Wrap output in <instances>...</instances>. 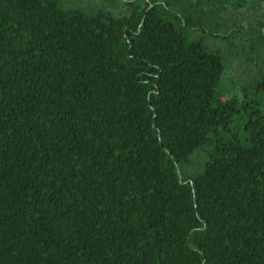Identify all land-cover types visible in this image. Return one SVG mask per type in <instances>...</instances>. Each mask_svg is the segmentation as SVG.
Returning a JSON list of instances; mask_svg holds the SVG:
<instances>
[{"label":"trees","instance_id":"obj_1","mask_svg":"<svg viewBox=\"0 0 264 264\" xmlns=\"http://www.w3.org/2000/svg\"><path fill=\"white\" fill-rule=\"evenodd\" d=\"M173 2L0 0V264H264V114Z\"/></svg>","mask_w":264,"mask_h":264},{"label":"rangeland","instance_id":"obj_2","mask_svg":"<svg viewBox=\"0 0 264 264\" xmlns=\"http://www.w3.org/2000/svg\"><path fill=\"white\" fill-rule=\"evenodd\" d=\"M125 1L63 0V4L120 15L129 9ZM160 1L174 4L173 0ZM175 2L185 7L196 5L203 13V26L190 30V34L221 56L224 70L217 85L220 97H235L239 103L246 102L264 114V0ZM176 3L174 8H178ZM201 157V154L195 155L197 160Z\"/></svg>","mask_w":264,"mask_h":264}]
</instances>
